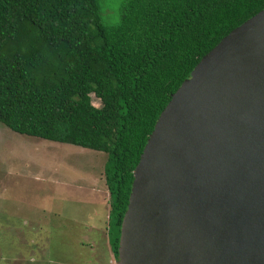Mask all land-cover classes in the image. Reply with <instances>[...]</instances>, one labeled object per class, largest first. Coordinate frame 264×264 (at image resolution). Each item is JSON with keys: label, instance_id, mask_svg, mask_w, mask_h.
Here are the masks:
<instances>
[{"label": "trees", "instance_id": "16d2710c", "mask_svg": "<svg viewBox=\"0 0 264 264\" xmlns=\"http://www.w3.org/2000/svg\"><path fill=\"white\" fill-rule=\"evenodd\" d=\"M263 9L264 0H0V124L107 155L114 261L158 117L201 58Z\"/></svg>", "mask_w": 264, "mask_h": 264}, {"label": "water", "instance_id": "95a60500", "mask_svg": "<svg viewBox=\"0 0 264 264\" xmlns=\"http://www.w3.org/2000/svg\"><path fill=\"white\" fill-rule=\"evenodd\" d=\"M115 264H264V9L201 58L146 141Z\"/></svg>", "mask_w": 264, "mask_h": 264}, {"label": "rangeland", "instance_id": "374dc122", "mask_svg": "<svg viewBox=\"0 0 264 264\" xmlns=\"http://www.w3.org/2000/svg\"><path fill=\"white\" fill-rule=\"evenodd\" d=\"M91 101L100 107L94 96ZM106 161L105 153L20 135L0 124V264H24L33 246L38 264H88L81 240L90 244L95 264H115L106 233L96 231L90 242L88 232L103 226L108 213ZM22 221L30 226L18 227Z\"/></svg>", "mask_w": 264, "mask_h": 264}, {"label": "crops", "instance_id": "0c3cea01", "mask_svg": "<svg viewBox=\"0 0 264 264\" xmlns=\"http://www.w3.org/2000/svg\"><path fill=\"white\" fill-rule=\"evenodd\" d=\"M107 208H108V210H109V207H108V205H107ZM107 220H108V213L106 214V216H105V218H104V220H103V222H104V224H103V226H101V227H96L95 225H93V226H90V229H89V234L90 235H92V236H90V238L91 239H89L90 240V242H93V240H94V238H93V236H96L95 234H96V231H99V232H104V233H106L105 234V236L107 237V239H108V236H107ZM21 224V223H20ZM18 227H21L22 226V228H24V227H29L30 225H29V223L28 222H26V221H22V224L21 225H17ZM86 230V229H85ZM32 242V243H31ZM29 244H33V241L31 240V241H28V245ZM78 245L80 246L79 247V249H80V251H82L83 252V254L85 255V257H86V259H87V263L88 264H95L94 263V258L92 257V258H90V256L91 255H89L90 254V252H92V248L91 247H89L90 246V244L89 243H85V242H83L82 240L78 243ZM30 249V248H29ZM21 252L23 253V254H25V252H24V249H22L21 250ZM64 255V254H63ZM24 256V255H23ZM19 256H16L15 255V259L16 258H18ZM25 258H23V260H21V262H25L24 264H38V262L37 261H39L40 260V258H41V256H40V254L38 255V251H36V248H35V246H33V254L31 253V251H29V252H27L26 253V256H24ZM108 259H109V257H108ZM29 260V261H28ZM53 260H55V259H53ZM60 260L61 261H64V262H66V260L67 259H65V258H62V257H60ZM56 261H58V260H56ZM111 263V260L108 262V260H107V264H110ZM39 264H45V263H39ZM51 264V263H50ZM52 264H58L57 262H54V263H52Z\"/></svg>", "mask_w": 264, "mask_h": 264}]
</instances>
